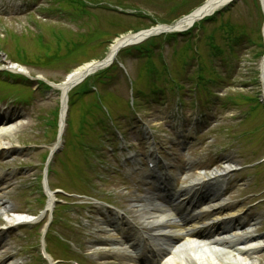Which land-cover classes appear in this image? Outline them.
Here are the masks:
<instances>
[{"label": "rangeland", "instance_id": "obj_1", "mask_svg": "<svg viewBox=\"0 0 264 264\" xmlns=\"http://www.w3.org/2000/svg\"><path fill=\"white\" fill-rule=\"evenodd\" d=\"M26 1L22 13L0 14V72L15 75L17 72L7 69L12 64L19 67L16 71L20 75L33 77L27 87H11L14 92L9 98L30 99L27 107H15L20 119L0 126V131L11 135L8 147L0 150V173L5 183L0 185V226L9 222L7 216L21 217V221L39 216L31 225L35 227L32 232L28 233L30 225H21L28 233V243L41 246L42 240L55 260H67L70 257L59 238L76 240V246L82 243L85 227L76 228L71 218L75 209L80 213L88 209L85 203L110 202L140 217L135 206L153 200L135 201L144 195L137 190L145 192L146 187L129 179L132 171L119 170V153L113 149L135 147L147 135L150 124L162 133L159 139L167 142L163 144L167 150L172 149L180 159L193 155L194 144L189 148L179 145L170 124L165 126L167 114L162 112L175 108L172 105L185 106L183 110L191 112L190 100L198 93L206 117L198 123V140L203 141L194 146L195 153L205 157L220 151L209 173L232 169L223 177L227 185L221 182L224 190H219L229 205L225 217L237 212V220L246 224L244 229L260 244V250L245 255H237L235 248L228 252L233 254L232 262L246 259L264 264V75L259 70L264 40L260 0H234L216 11L214 18L198 21L191 27L192 33L186 39L180 37L183 40L176 44L167 42L173 32L137 44L136 51L131 49L134 45L123 48L118 62L126 73L114 62L67 94L68 111L61 134L58 86L70 72L80 64L103 59L109 42L121 33L148 29L161 25L160 21L169 24L170 18L183 10L180 6L196 0H40L28 6ZM99 7L123 8L126 14ZM50 85L54 89L44 91ZM2 88L5 85L0 83ZM138 114L142 122L131 124ZM118 134L125 139H117ZM170 163L179 162L171 155ZM176 175L183 183L185 174ZM47 197L55 201L56 210L59 202L71 203L67 211L53 212L66 219L64 224L52 226L51 230L60 234L52 236L49 243L43 232L52 215L43 221L40 217ZM5 210H9L6 216ZM249 223L253 227H248ZM96 235L100 236L86 241L87 246L102 241L101 234ZM80 249L85 254L92 252ZM109 256L106 254L98 264L118 263L119 255L105 261ZM76 257L93 263L84 255ZM31 260L30 264H39L36 257Z\"/></svg>", "mask_w": 264, "mask_h": 264}, {"label": "bare ground", "instance_id": "obj_2", "mask_svg": "<svg viewBox=\"0 0 264 264\" xmlns=\"http://www.w3.org/2000/svg\"><path fill=\"white\" fill-rule=\"evenodd\" d=\"M229 2V0H210L206 3V5L201 9L202 12L215 10L216 8H219ZM264 5V0H262ZM199 10V11H201ZM198 11V12H199ZM196 12V13H198ZM194 21V18H188L183 20L182 22L178 23L177 25H174L172 30H182L185 27L190 26V24ZM170 31V28L164 27V26H157L155 29H153V33H159V32H165ZM171 32V31H170ZM137 41V38L132 37L131 33L121 35L118 38L114 39L113 42L109 45L108 51L103 58V61L96 62H86L81 64L80 66L76 67L70 74L69 79H64L63 83L59 86V91H61L62 95H66L68 91L78 83L81 79L87 77L90 74H93L94 71L101 70L103 67H105L108 62L113 58L115 53L118 51L119 47L122 44H132ZM7 69H10L11 71H16V69H12L9 66ZM97 69V70H96ZM259 70L260 73H264V54L262 55V58L259 62ZM66 80V81H65ZM263 95H264V89H263ZM67 112V101L62 100L61 107H60V124L64 122L65 120V113ZM11 138V135L8 133H4L3 131H0V150H3L8 147L9 142H7ZM7 142V143H6ZM227 170H223V173H225ZM197 181V180H195ZM149 194V196H146ZM219 194V191H215L210 193V195L207 197L206 203L211 204V207H214L217 205L216 211L212 212L211 215H208L209 217L204 224L208 227L213 226V224H216L217 222L214 221V219H217L220 217V214L223 209L228 208L229 205L227 203H223V201L219 198V196H216ZM159 196L164 197L167 201L170 203H175V200L178 199L179 195L176 191L167 188L158 190V194L154 197L152 192H146L141 198L142 199H157ZM182 195H180L181 197ZM135 199V201L143 202V200ZM47 205H51V199H48ZM137 209V214L141 217H139L142 222L147 225L150 229V232L153 235V238L156 242L159 241H166L167 238L168 242L167 245L172 248V250H175V252L178 254L179 259L175 262V264H257L254 261H248L246 259L240 260L238 263L235 259L234 262H232V253H229L228 251L224 250L223 248H232L231 245L236 247V254L242 255L246 254L249 251H258L260 247V244L258 242H253L254 244L248 243L250 242L245 241L244 239H250L252 240L253 235L248 232V230L244 229L245 226H243L241 223L236 222L234 223V220L236 218L235 213H231L230 217L228 219L230 220L229 223H233V226H236V229L232 231L230 234L229 232H224L222 234H216L215 237L211 235L209 230L202 231L201 229H196V226L200 224V220L205 215V212H207V208H203L200 210L197 215L193 217H186L184 218L182 215L184 214L183 211L185 210L183 201L181 203H177L174 205L163 207H155V205L151 202L143 204L141 207H138V205L135 206ZM9 210L4 211V216L8 215ZM217 213V214H214ZM23 221H27L28 218H22ZM7 220L9 221L8 225L18 224L21 222V217L12 215L11 217L7 216ZM100 220V219H99ZM190 220L192 223L188 226L189 228L186 229L185 226H183V222ZM248 227H253V224L251 225L249 223ZM215 230H223L227 228V225L222 224L218 225ZM226 231V230H225ZM228 231V230H227ZM198 236H201L202 243L195 246L196 238ZM173 238L176 239H183L184 242L182 244L179 243H173ZM127 242L133 243L134 240H132L129 237H126ZM254 241V240H253ZM258 241V240H257ZM223 247V248H220ZM155 248V247H154ZM200 253V254H198ZM181 258V259H180ZM231 260V261H229ZM246 260V261H245ZM121 264H127V260L122 259ZM109 264V263H108ZM150 264H154L153 262H150Z\"/></svg>", "mask_w": 264, "mask_h": 264}, {"label": "trees", "instance_id": "obj_3", "mask_svg": "<svg viewBox=\"0 0 264 264\" xmlns=\"http://www.w3.org/2000/svg\"><path fill=\"white\" fill-rule=\"evenodd\" d=\"M197 3H200V1L199 2H197ZM180 16V14H177V15H174L172 18H170L171 20L172 19H175V18H178Z\"/></svg>", "mask_w": 264, "mask_h": 264}]
</instances>
